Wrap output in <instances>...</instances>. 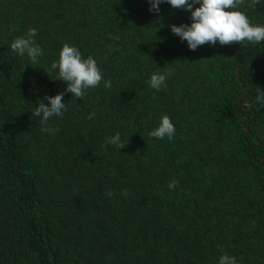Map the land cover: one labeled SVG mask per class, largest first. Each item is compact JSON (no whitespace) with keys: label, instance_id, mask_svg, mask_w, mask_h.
Listing matches in <instances>:
<instances>
[{"label":"trees","instance_id":"obj_1","mask_svg":"<svg viewBox=\"0 0 264 264\" xmlns=\"http://www.w3.org/2000/svg\"><path fill=\"white\" fill-rule=\"evenodd\" d=\"M149 7L0 0V264H218L221 247L236 264H264V42L191 51L168 27L190 12ZM239 10L264 26V0ZM29 28L37 64L9 47ZM64 43L112 87L65 93L49 134L31 113L64 92L50 78ZM165 71L166 87L152 89ZM163 115L172 140L147 135ZM117 132L123 149L105 142Z\"/></svg>","mask_w":264,"mask_h":264},{"label":"clouds","instance_id":"obj_2","mask_svg":"<svg viewBox=\"0 0 264 264\" xmlns=\"http://www.w3.org/2000/svg\"><path fill=\"white\" fill-rule=\"evenodd\" d=\"M149 11L158 14L160 5L167 3L172 9L190 12L189 24L169 25L170 32L179 37L182 42H186L191 51L208 44L215 46H228L232 44H243L245 42L258 44L264 42V26L253 24L245 12L240 11L241 7L255 9L260 0H147ZM198 5V6H197ZM162 28L163 25L161 24ZM159 28H157V31ZM37 30L29 28L23 35L16 37L10 44V50L19 56H27L33 64L39 62L43 55L41 47L36 43ZM119 39V37H115ZM111 51V49H109ZM107 59V57H105ZM50 70L55 72L54 76L46 73L50 78L64 82L66 85L64 92L55 96L45 95L43 99L36 101L31 115L38 117L42 125L41 131L55 134L60 131L58 127L49 124L53 118H60L67 111L66 103L63 102L65 93L71 97L82 99L86 91L98 87L103 82L105 89H111V80H104V74L98 61L92 57H84L79 49L64 43L59 50L58 59L51 63ZM170 73L154 72L148 81L149 86L159 91L166 87V80ZM255 100L264 105V91L257 86ZM47 101V104L44 103ZM94 113H90L87 119H93ZM176 128L167 115L160 117L158 125L147 133L151 138L172 140L175 136ZM106 144L115 145L123 149L127 143L121 141L120 133L106 138ZM178 181L173 179L167 185L169 190L176 188ZM127 194V190L123 193ZM111 191L106 192V197H111ZM221 255L218 257V264H236V258L230 256L221 247Z\"/></svg>","mask_w":264,"mask_h":264}]
</instances>
